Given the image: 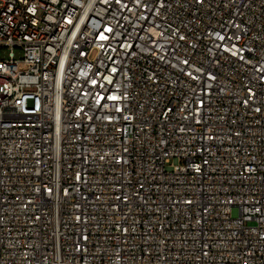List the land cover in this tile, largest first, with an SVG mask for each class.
<instances>
[{
	"label": "built area",
	"instance_id": "1",
	"mask_svg": "<svg viewBox=\"0 0 264 264\" xmlns=\"http://www.w3.org/2000/svg\"><path fill=\"white\" fill-rule=\"evenodd\" d=\"M0 264H264V0H0Z\"/></svg>",
	"mask_w": 264,
	"mask_h": 264
},
{
	"label": "rangeland",
	"instance_id": "2",
	"mask_svg": "<svg viewBox=\"0 0 264 264\" xmlns=\"http://www.w3.org/2000/svg\"><path fill=\"white\" fill-rule=\"evenodd\" d=\"M15 54H16L17 57H19L18 54H17V52Z\"/></svg>",
	"mask_w": 264,
	"mask_h": 264
}]
</instances>
